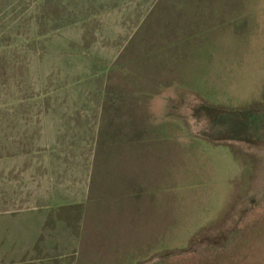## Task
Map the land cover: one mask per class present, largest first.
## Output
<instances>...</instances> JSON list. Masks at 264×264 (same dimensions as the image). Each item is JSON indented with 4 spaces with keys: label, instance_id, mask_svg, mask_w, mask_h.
<instances>
[{
    "label": "rangeland",
    "instance_id": "obj_1",
    "mask_svg": "<svg viewBox=\"0 0 264 264\" xmlns=\"http://www.w3.org/2000/svg\"><path fill=\"white\" fill-rule=\"evenodd\" d=\"M5 171L61 264H264V0H0Z\"/></svg>",
    "mask_w": 264,
    "mask_h": 264
},
{
    "label": "crops",
    "instance_id": "obj_2",
    "mask_svg": "<svg viewBox=\"0 0 264 264\" xmlns=\"http://www.w3.org/2000/svg\"><path fill=\"white\" fill-rule=\"evenodd\" d=\"M11 175L12 179L16 178L17 171L1 172L0 179H9ZM2 199L4 198H0V264H47L48 261L65 263L64 259L69 255L67 239L65 232L60 233L57 225L65 216L63 210L10 208L2 203ZM55 255L59 257L54 259Z\"/></svg>",
    "mask_w": 264,
    "mask_h": 264
},
{
    "label": "trees",
    "instance_id": "obj_3",
    "mask_svg": "<svg viewBox=\"0 0 264 264\" xmlns=\"http://www.w3.org/2000/svg\"><path fill=\"white\" fill-rule=\"evenodd\" d=\"M9 60V59H8ZM247 116V117H246ZM246 116H242L241 119H236V118H233V125H232V129L236 132H243L247 127V121L248 119L250 118L249 115H246ZM244 117V118H243Z\"/></svg>",
    "mask_w": 264,
    "mask_h": 264
}]
</instances>
